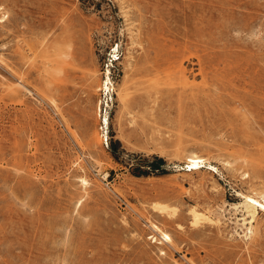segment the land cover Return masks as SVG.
<instances>
[{
	"label": "rangeland",
	"instance_id": "obj_1",
	"mask_svg": "<svg viewBox=\"0 0 264 264\" xmlns=\"http://www.w3.org/2000/svg\"><path fill=\"white\" fill-rule=\"evenodd\" d=\"M263 187L264 0H0V264H264Z\"/></svg>",
	"mask_w": 264,
	"mask_h": 264
},
{
	"label": "bare ground",
	"instance_id": "obj_2",
	"mask_svg": "<svg viewBox=\"0 0 264 264\" xmlns=\"http://www.w3.org/2000/svg\"><path fill=\"white\" fill-rule=\"evenodd\" d=\"M102 86H103V88H107V85H105L104 82H103ZM117 95H119V97L122 98V96L119 92ZM177 154L184 157V159L186 160L187 164L190 167V171L192 169H195V170L199 169L200 167H202L204 165L203 163L207 160L206 157L199 155L196 152L189 150V149L184 150V151L178 149ZM212 167H214V166H212ZM208 168L211 169V167H208ZM82 181L85 182L86 180L82 179ZM241 204H242L241 206H243V208L245 209V212H244L245 214L242 217V221L245 222L246 220H248L249 226L247 227V229H248V232H251L252 231V229H251L252 228V222H254V221L257 222L258 207H260L262 209V213L264 214V187L258 189L257 191H254L252 193L243 194V200H242ZM158 208L165 209L166 206L159 204ZM191 213L193 214L194 218L197 219L199 213L197 212V210L195 208H191ZM163 238H164V240H167L168 236L166 234H164Z\"/></svg>",
	"mask_w": 264,
	"mask_h": 264
},
{
	"label": "trees",
	"instance_id": "obj_3",
	"mask_svg": "<svg viewBox=\"0 0 264 264\" xmlns=\"http://www.w3.org/2000/svg\"><path fill=\"white\" fill-rule=\"evenodd\" d=\"M114 146L111 148V150H112V152H114ZM157 161H158V163L157 162H155V161H153V162H151V171H154V170H156L157 168H159V163H161V162H163V159L162 158H160V157H158L157 158ZM149 171H146V170H141V169H137V170H135V173L136 174H142V173H148Z\"/></svg>",
	"mask_w": 264,
	"mask_h": 264
}]
</instances>
